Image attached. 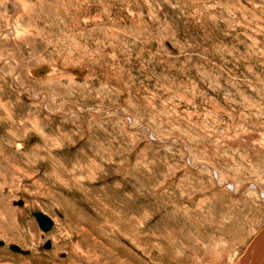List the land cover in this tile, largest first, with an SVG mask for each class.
Listing matches in <instances>:
<instances>
[{"label": "rangeland", "instance_id": "rangeland-1", "mask_svg": "<svg viewBox=\"0 0 264 264\" xmlns=\"http://www.w3.org/2000/svg\"><path fill=\"white\" fill-rule=\"evenodd\" d=\"M263 148L264 0H0V264H264Z\"/></svg>", "mask_w": 264, "mask_h": 264}, {"label": "water", "instance_id": "water-1", "mask_svg": "<svg viewBox=\"0 0 264 264\" xmlns=\"http://www.w3.org/2000/svg\"><path fill=\"white\" fill-rule=\"evenodd\" d=\"M167 44H168L169 47H171L169 42ZM46 68L47 67H41V68L35 70V73H38V72H42L43 73V72H45V70H47ZM19 203L22 204L23 201H21ZM32 215L37 220V222L39 224V227H40V229L42 231L48 232V231H50L52 229V227L54 225V221L48 214H46L45 212H43L40 209H35V210H32ZM9 246L14 251H17V252H20V253H23V254L29 253V250L22 249L18 244L13 243V244H10ZM50 246H51V241L48 240V242L46 243L45 247H50Z\"/></svg>", "mask_w": 264, "mask_h": 264}, {"label": "bare ground", "instance_id": "bare-ground-1", "mask_svg": "<svg viewBox=\"0 0 264 264\" xmlns=\"http://www.w3.org/2000/svg\"><path fill=\"white\" fill-rule=\"evenodd\" d=\"M17 5H18V4H17ZM19 7H20V6H19ZM46 69H47V70H45V72H43L44 74H45L46 72H48V70H49L48 67H47ZM34 73H35V71H33V74H34ZM43 73H42V72H38V73H36V74H42V75H43ZM250 145H251V143H250ZM259 145H260V144H259ZM260 146H261V145H260ZM257 147H259V146H258V145H257V146H254V148H257ZM263 149H264V148H263ZM260 237H261L260 240H259V241H260V242H259L260 245H259V244H258V245L261 247V248H260L261 251L259 252V254L262 255V254H263V250H264V233H261ZM252 245H253V244H252ZM258 245L255 246V248H254V247H253V248H254L255 250L258 249V248H259ZM250 250H251V249H250ZM250 250H249V251H250ZM253 251H254V250H253ZM257 252H258V251H257ZM255 253H256V252H255ZM257 254H258V253H257ZM257 254H256V255H257ZM250 255H251V254H250ZM252 255H253V254H252ZM261 255H260V256H261ZM260 256H259V257H260ZM247 257L249 258V256H247ZM247 257L245 256V257L243 258V261L241 262V264H250V263H251V264H258L259 261L257 262V260H258L259 258L255 257V259H253V260H250V259H249V262H247V261H248V258H247ZM263 263H264V262H263Z\"/></svg>", "mask_w": 264, "mask_h": 264}]
</instances>
